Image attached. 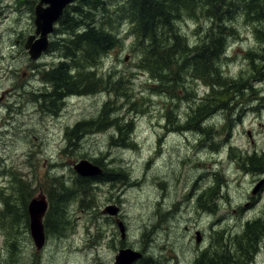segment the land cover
Wrapping results in <instances>:
<instances>
[{
    "label": "rangeland",
    "instance_id": "rangeland-1",
    "mask_svg": "<svg viewBox=\"0 0 264 264\" xmlns=\"http://www.w3.org/2000/svg\"><path fill=\"white\" fill-rule=\"evenodd\" d=\"M32 1L0 0V96L5 93L0 102V192H6L8 169H20L31 181L40 183L34 194L38 197L39 193L45 192L47 176L50 175L51 180L55 176L72 180L76 162L98 157L107 166L125 167L129 178L120 185L119 191H115L116 184L111 187L106 184L99 187L98 184L91 208L83 207L78 200L70 204L66 208L68 214L64 215L68 216L65 217L69 220L68 227L62 228L59 237L58 231L53 229L52 236L47 234L46 214L47 240L40 251L33 242L30 226L21 230V244L15 247L8 244L0 230V264H113L123 247L143 250L146 257L153 256L162 264H195L197 261L198 264H210L213 254L219 255L224 239L242 231L247 221L264 217V183L258 193L253 194L255 187L264 182V173L244 171L240 168L241 161L234 157L235 154L264 153V45L257 38L254 27L242 23L237 35L227 40L222 73L232 79L247 77V84L260 89L261 95L243 92L244 98L228 101V109L236 103L240 108L236 111L233 106L235 109L228 113L216 112L218 115L209 121L207 133L199 132L193 126H190L192 132H173L169 119H165L167 110L175 109L174 124L176 128L183 127L190 107L196 100L200 103L206 99L211 89L209 91L201 82L192 83L190 91L195 101L171 102L167 95L159 93L152 78L138 66L140 52L136 48V33L125 20L117 23L120 46L103 58L96 73L98 78L105 80L111 75L116 79L124 78L123 81L131 80L132 102L127 103L121 96L104 91L74 96L59 108L38 101L41 80L33 79L32 64H49L53 70L62 55L61 51L50 49L37 63H31L28 56L17 51L20 42L25 44L28 37L35 34ZM36 5L37 2L34 7ZM199 20L185 18L180 23L181 32L190 44L209 28L208 21ZM56 30L50 41L57 43L62 39ZM256 70L261 74L252 78ZM24 73L26 77L21 78ZM29 81L37 86L27 87L25 83ZM179 95L184 97L182 91ZM110 100H116L117 112L124 115L125 120H133L131 140L134 143L128 139L125 142L133 143L135 147L120 144L118 130L116 134L112 129L91 135L83 133L78 140L80 144L71 152H64L67 132L77 124L95 119L103 110V104ZM133 102L138 105H131ZM228 116L236 124H231L226 132ZM112 135L114 140L110 138ZM207 171H214L210 180L200 179L199 176ZM218 184L220 189L215 194ZM203 193L205 196L200 199ZM210 193L217 198L215 212L210 211L204 201ZM45 197L50 203V198ZM107 206L120 208L118 218L126 226L123 241L115 218L104 214ZM198 231L202 236L200 244L196 237ZM219 232L225 233L217 234ZM229 244L233 248L231 254H240L237 264H264V238L251 261L247 256L242 257L238 246L227 241ZM202 254L210 256L204 260L198 257Z\"/></svg>",
    "mask_w": 264,
    "mask_h": 264
},
{
    "label": "trees",
    "instance_id": "trees-1",
    "mask_svg": "<svg viewBox=\"0 0 264 264\" xmlns=\"http://www.w3.org/2000/svg\"><path fill=\"white\" fill-rule=\"evenodd\" d=\"M37 1H32L33 14L34 4ZM113 4L116 6L113 7ZM185 18L196 21L197 19L206 20L209 24V28L198 35V40L192 44L188 42L185 33L181 32L180 23ZM120 20L131 23L137 37L136 48L140 52L138 66L144 74L152 78L159 93L167 95V99L171 102L180 99L195 101L194 94L190 91L193 89V84L201 82L209 88V91L211 89L206 99L200 103L196 100L195 104L190 107L187 123L183 127L177 126L176 128L174 124L175 109L167 110L165 119H169L170 129H173V132H192L190 126H193L199 132L207 133L206 129L210 131L209 121L218 115L215 114L216 112L228 113L229 110L236 108L237 111L240 108L236 103L233 105L235 108L232 106L228 109L226 107L228 101L231 99L238 101L244 98L243 92L258 91L256 86L247 84V77L234 79L224 77L222 62L226 56L227 40L237 35L236 32L242 23L254 27L257 38L264 45V0H77L65 9L58 21L56 32L62 40L57 43L56 41L51 42L50 49L61 51L60 58L63 60L61 66L60 64L57 66V70L44 71V75L47 74L48 79L55 85L52 93L57 89L55 93L63 95L62 91L65 90L62 86L66 83L72 85L75 83L76 93L70 91L74 93V96L95 95L97 91H104L106 94L121 96V99H125L127 103L133 101L131 80L123 81L124 78L116 79L112 75L105 80L98 78L96 73V69L102 65L103 58L120 46L121 40L118 35L120 26L117 27ZM59 43V48H57ZM258 74H261L260 70H256L252 78L257 77ZM124 83H128V86H124ZM67 87L72 89L74 85L72 88L70 84ZM179 91L184 93V97L179 95ZM118 99L117 97L116 100ZM40 100L43 99L38 101ZM116 100L105 102L102 106L104 109L95 120L92 119L89 123L84 121L73 130H69L65 135L67 148L64 152L68 150L71 152L72 148L80 144L78 140L84 131L91 135L109 132L112 129L116 134L118 130L117 137L122 141L120 144L124 147H129V145L135 147L134 141L131 140L134 133V122L133 120L128 122L124 115L121 116L117 112L119 106H116ZM143 102H148V99H143ZM131 105H138V102H133ZM50 106L54 107L52 104ZM225 123L226 132L231 128V124H236L229 116L225 119ZM80 131L81 135H79ZM110 138L114 140V135ZM126 139L133 143L128 144L125 142ZM233 151L231 148L232 154ZM235 155L234 157L241 161L240 168L244 171L259 175L264 173V153ZM91 161L103 168L104 173L99 177H81L74 171H72L70 181L64 176H55L52 180L50 175L47 176L44 193L50 198V207L48 216H46V232L50 236H52V229L59 231L57 234H61L62 228L68 227L69 220L64 215L70 204L73 205L78 200L83 207L91 208L95 187L100 182L110 181L108 175L121 182L129 178L123 166L115 168L104 165L101 157L92 158ZM208 172L200 175L199 178L210 180L214 171L209 174ZM7 173L9 181L6 192L3 190L0 192V230L8 244L15 247L21 244V230L29 229L28 205L35 197L36 188L40 183L36 184L35 181H31V178L26 176L27 174H22L17 168L8 169ZM7 173L4 174L7 175ZM219 189L220 185L214 189V193L217 194ZM214 193L204 198L212 212L216 211L217 198ZM204 196L203 193L200 199ZM89 199L92 200L88 201ZM243 226L242 231L230 235V239L223 240L218 262L212 259L210 261L214 263L210 264L238 263L240 254L236 256L231 254L233 248L230 244L231 248L227 245V241L238 246L242 257L247 256L250 261L253 259L258 252L260 240L264 238V217L251 222L247 221V224ZM218 234L224 233L219 232ZM9 252L12 253V251ZM195 264H198V261Z\"/></svg>",
    "mask_w": 264,
    "mask_h": 264
},
{
    "label": "water",
    "instance_id": "water-1",
    "mask_svg": "<svg viewBox=\"0 0 264 264\" xmlns=\"http://www.w3.org/2000/svg\"><path fill=\"white\" fill-rule=\"evenodd\" d=\"M77 0H40L35 8V25L36 34L40 35V38L36 40L35 36H31L26 44L25 48L28 50L30 58L37 60L41 57L42 53L47 50L49 46L48 36L53 33L54 25L63 15L64 10L68 5H71ZM75 172L81 177H99L102 174V169L90 163L87 159L80 160L73 166ZM263 181L260 182L253 194H257L263 185ZM48 209V202L44 195H40L30 202L28 211L30 215V232L33 242L38 251L42 250L46 244V234L43 224V218ZM119 208L116 206H107L104 210V214L109 216H117ZM117 226L122 235L125 236V224L123 221H118ZM197 242L201 241L200 233H197ZM141 258V253H138L132 249L126 248L118 251V255L115 258L113 264H133Z\"/></svg>",
    "mask_w": 264,
    "mask_h": 264
},
{
    "label": "bare ground",
    "instance_id": "bare-ground-1",
    "mask_svg": "<svg viewBox=\"0 0 264 264\" xmlns=\"http://www.w3.org/2000/svg\"><path fill=\"white\" fill-rule=\"evenodd\" d=\"M34 24H35V21H34ZM35 28H36V25H35ZM236 33H238V32H236ZM239 35V34H238ZM31 36H35L36 37V40L37 39H39L40 38V35H37L36 34V29H35V34L34 35H30L29 37H28V39L31 37ZM51 36H52V34H51ZM27 39V40H28ZM48 42H49V46H48V48H47V50L48 49H50V47H51V41H50V37H48ZM46 50V51H47ZM46 51H44V52H46ZM224 59V58H223ZM60 64V66H61V63H59ZM58 64V65H59ZM52 68V67H51ZM57 68V67H56ZM54 69V71L55 70H57V69ZM51 71V70H50ZM12 72V71H11ZM10 72V70H9V73H11ZM41 73V72H40ZM39 73V74H40ZM46 73V72H45ZM42 74H44V72L42 73ZM41 75V74H40ZM39 75V76H40ZM42 76V75H41ZM49 76H47V74H45V75H43L42 76V78H41V86L39 87V89L38 90H40L39 92H40V97L38 98V99H43V100H46L47 102H49L50 104H52L53 106H55L56 104V106H58V108H59V106H61V105H63L65 102H68V101H70V99L71 98H73L74 97V93H76V91H74V89H76L75 88V83L73 84L74 85V87L72 88V84L71 83H66L65 85H63L62 86V88L65 90V91H62L63 92V95H61V94H58V93H55V91H57V89L54 91V93H52V91L54 90L53 88L55 87V85H54V83L52 82V81H50L49 79ZM71 78V77H70ZM69 84L71 85V88L72 89H70V87H67V85L69 86ZM36 85V84H35ZM36 88V87H35ZM42 88V89H41ZM68 89H70V90H68ZM51 90V91H50ZM67 90L69 91V93L67 92ZM70 91H73L72 93H70ZM84 91V90H83ZM82 91V92H83ZM36 92V91H35ZM38 92V93H39ZM60 92V91H59ZM64 92H67V93H64ZM79 92H80V90H79ZM78 92V93H79ZM86 94V93H85ZM35 95V94H34ZM80 95H84V94H80ZM77 96H79V95H77ZM76 96V97H77ZM37 97V96H36ZM73 100V99H72ZM45 101V102H46ZM38 102V101H37ZM46 102V103H47ZM49 103H47L49 106H50V104ZM41 104H42V102H41ZM17 105V104H16ZM39 105V104H38ZM43 105V104H42ZM43 108V107H42ZM57 109V108H56ZM104 109V108H103ZM51 111V110H50ZM53 112V111H52ZM102 112V110H100L99 111V113H98V115L100 114ZM115 115V114H114ZM117 116V115H116ZM115 116V117H116ZM95 120V119H94ZM91 122V121H90ZM89 123V122H88ZM7 124V123H6ZM8 124H11V123H8ZM12 125V124H11ZM78 125V124H77ZM80 125V124H79ZM125 125V124H124ZM128 126V125H127ZM126 127V126H125ZM129 127V126H128ZM75 128V127H74ZM74 128H71L70 130H73ZM87 130V129H86ZM94 130H95V128H94ZM84 133H86L85 131H84ZM79 135H81V131L79 132ZM82 135H84L83 133H82ZM81 135V136H82ZM81 138V137H80ZM85 138V137H84ZM67 141V140H66ZM82 141V140H81ZM80 141V142H81ZM121 143V142H120ZM123 145V144H122ZM67 148V147H66ZM254 154H256V153H254ZM103 157V156H102ZM104 159V158H103ZM89 161V160H88ZM79 162V161H78ZM90 163H93L92 161H89ZM77 163V162H76ZM75 163V164H76ZM74 164V165H75ZM73 165V166H74ZM104 165H107V164H104ZM103 165V166H104ZM56 166V165H55ZM56 167H58V166H56ZM101 168V167H100ZM74 169V168H73ZM102 169V173H104V171H103V168H101ZM114 169V168H113ZM74 172H75V170H74ZM76 173V172H75ZM77 174V173H76ZM114 174V173H113ZM112 174V175H113ZM78 175V174H77ZM71 176H72V173H71ZM79 176V175H78ZM109 176V180L110 181H105V183L103 182H100L99 184H101V185H103V184H106V185H108L109 187H111L112 185H115L116 184V189H115V191H119V187H120V185H122V184H124L126 181H127V178L125 179V181L124 182H121V181H116L115 179H112V176L111 175H108ZM127 176V175H126ZM89 178H96V177H89ZM112 180H114V182L112 181ZM70 181V180H69ZM64 182H66L65 181V179H64ZM112 184V185H111ZM32 201V200H31ZM30 204V203H29ZM119 204V203H118ZM29 206V205H28ZM49 207L50 206H48V209H47V211H46V213H45V216H46V214H47V212L49 211ZM119 208V207H118ZM59 211V210H58ZM53 213V212H52ZM28 214H29V211H28ZM66 214H68V213H66ZM55 215V214H54ZM53 215V216H54ZM44 216V217H45ZM66 217V216H65ZM53 218V217H52ZM29 220H30V215H29ZM66 220V219H65ZM29 226H30V224H29ZM118 227V226H117ZM125 228H126V226H125ZM118 229H119V227H118ZM61 232V231H60ZM119 232H120V235H121V240L123 241L124 239H125V236H123L122 235V233H121V231L119 230ZM31 233V232H30ZM58 233H59V231H58ZM197 233H200L199 231L198 232H196V237L198 238V236H197ZM223 233H225V232H223ZM45 234H46V232H45ZM47 235V234H46ZM61 234H58V237L60 236ZM200 236H201V233H200ZM46 240H47V238H46ZM201 242V241H200ZM200 242L198 243V244H200ZM204 243V242H203ZM202 243V244H203ZM204 245V244H203ZM121 249H126L125 247H123V248H121ZM120 249V250H121ZM134 251H136V252H138V253H141V258L139 259V260H137L136 262H134L133 264H135V263H137V264H162V262L160 263V262H158L155 258H152L153 256H147L146 257V254L144 253V251L142 250V252H140V251H137V250H134ZM199 252V251H198ZM202 253V252H201ZM200 253V254H201ZM118 255V254H117ZM117 255H116V257H117ZM208 255V256H207ZM207 255H204V254H202L201 256H199V257H201V258H206L207 259V257H209L210 255L209 254H207ZM115 257V258H116ZM179 258H177V260H178ZM196 260V259H195ZM115 262V261H114ZM182 263V262H181ZM187 263V262H186ZM194 263V262H193ZM100 264H102V263H100ZM164 264V263H163ZM173 264V263H172ZM176 264H180V262L179 263H176ZM191 264H192V262H191Z\"/></svg>",
    "mask_w": 264,
    "mask_h": 264
},
{
    "label": "flooded vegetation",
    "instance_id": "flooded-vegetation-1",
    "mask_svg": "<svg viewBox=\"0 0 264 264\" xmlns=\"http://www.w3.org/2000/svg\"><path fill=\"white\" fill-rule=\"evenodd\" d=\"M18 50H20V51H22L24 54H25V56H28V54H27V51H26V49H25V44H23L22 42H20L19 44H18V49H17V51ZM49 50V51H48ZM46 52H44L43 53V55H42V57L44 56V55H46V54H48L49 52H50V49H48ZM5 57V56H4ZM41 57V58H42ZM40 58V59H41ZM26 61H28V58H26ZM31 61V60H30ZM61 62H63V60H60V62L59 63H61ZM31 63H37V61L36 62H33V61H31ZM33 66H34V73H33V79H36V80H38L39 82H40V80H41V78H42V76L44 75V74H42L44 71H48L49 72V70L51 69V66L49 65V64H40V65H35V64H32ZM41 72V73H40ZM42 75H40V74ZM40 75V76H39ZM16 76V75H15ZM14 76V77H15ZM23 77H26V74L24 73V74H22L21 75V78H23ZM25 85L27 86V87H32V86H37V85H33V82L32 81H29L28 83H25ZM10 93V92H9ZM257 93H261L260 92V89L258 90V91H255V93H253V92H251V94L252 95H254V94H257ZM10 94H12V93H10ZM14 94V93H13ZM4 95H5V93L4 94H2L1 96H0V102L1 101H3V99H4ZM261 95V94H260ZM263 95V94H262ZM260 97V96H259ZM262 97H264V95L262 96ZM255 99H258V98H255ZM252 102H253V99H252ZM218 208H216V210H217ZM119 210H120V208H119ZM119 215H120V212H119ZM118 215V216H119ZM118 216H116V217H114L115 218V222H117V221H119V220H121L120 218H118ZM218 234V233H217ZM200 237H202V236H200ZM220 253V252H219ZM163 255V254H162ZM213 256H214V259H215V262H218V259H219V255H217V253L215 252L214 254H213ZM199 257V256H198ZM208 258V257H207ZM247 264V263H246Z\"/></svg>",
    "mask_w": 264,
    "mask_h": 264
}]
</instances>
